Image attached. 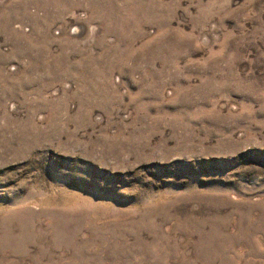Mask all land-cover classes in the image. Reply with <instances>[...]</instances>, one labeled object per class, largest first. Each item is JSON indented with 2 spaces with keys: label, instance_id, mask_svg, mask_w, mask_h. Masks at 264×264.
Here are the masks:
<instances>
[{
  "label": "rangeland",
  "instance_id": "1",
  "mask_svg": "<svg viewBox=\"0 0 264 264\" xmlns=\"http://www.w3.org/2000/svg\"><path fill=\"white\" fill-rule=\"evenodd\" d=\"M0 264H264V0H0Z\"/></svg>",
  "mask_w": 264,
  "mask_h": 264
}]
</instances>
